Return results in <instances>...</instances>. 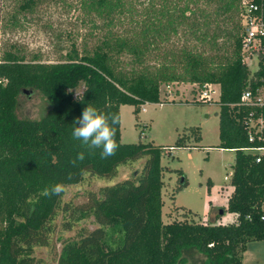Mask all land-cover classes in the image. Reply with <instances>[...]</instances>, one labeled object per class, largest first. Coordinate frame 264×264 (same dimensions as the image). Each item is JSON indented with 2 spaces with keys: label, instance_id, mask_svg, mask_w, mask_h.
Here are the masks:
<instances>
[{
  "label": "trees",
  "instance_id": "16d2710c",
  "mask_svg": "<svg viewBox=\"0 0 264 264\" xmlns=\"http://www.w3.org/2000/svg\"><path fill=\"white\" fill-rule=\"evenodd\" d=\"M44 1L0 0V22L19 26ZM77 2L102 31L92 46L73 41L45 60L15 42H0V264H39L34 248L49 244L60 208L75 219L91 215L97 226L66 240L58 264H184L192 252L205 257L196 264H242L247 242L264 240V155L247 152L264 148V100H258L264 69L249 77L242 60L237 0H148L140 8L136 0ZM179 32L181 44L169 42ZM219 39L228 44L224 50ZM80 82L83 91L74 96ZM172 82L219 86L217 146L235 150L227 197L234 218L225 224L183 214L164 223L162 147L121 142L120 122L119 147L106 159L73 139V123L89 104L119 116V106L130 104L137 115L141 104L161 102L160 86ZM22 92L46 101L39 118L17 116ZM245 92L249 98L242 99ZM189 131L199 138L198 128ZM189 135L171 147H189ZM79 152L85 157L74 167L70 161ZM142 157L137 177L100 186L85 204L62 205L64 192L41 194L56 183L76 184L86 173L113 176L120 164Z\"/></svg>",
  "mask_w": 264,
  "mask_h": 264
},
{
  "label": "rangeland",
  "instance_id": "374dc122",
  "mask_svg": "<svg viewBox=\"0 0 264 264\" xmlns=\"http://www.w3.org/2000/svg\"><path fill=\"white\" fill-rule=\"evenodd\" d=\"M77 1L45 0L33 14L25 19L21 17L22 24L16 27L5 24L6 20H3L0 22V42H15L45 60L56 59L73 41L79 47L92 46L102 31L90 22ZM136 1L138 8L148 2ZM94 22L97 25L101 20L94 18ZM181 33L171 35L169 42L181 44ZM219 43L223 50L228 46L223 39H219ZM148 59V64H153L152 56ZM212 87L215 91L211 101L199 100L200 88L196 84L176 82L168 89L164 84L161 85V102L141 104L137 115L133 112V105L119 106L121 142H151L162 147L161 218L164 223L182 218V214L194 221L221 224L230 222L233 218V213L227 210V197L233 188L230 177L235 150L217 146L219 86L213 83ZM80 90L81 87L78 91ZM259 97L264 100V87L260 88ZM46 106V101L37 92L31 95L22 92L18 98L16 113L19 117L39 118ZM193 127L198 128V139L189 135V130ZM186 135L190 136L186 140L189 147H171L176 144L178 137ZM247 152L264 155V148H252ZM145 160L142 157L120 164L116 173L110 177L86 173L80 182L65 186L61 204H85L89 192L96 191L100 186L137 177ZM213 213L216 219L210 220ZM79 214L75 215L79 219H75L70 209L67 212L61 208L58 210L52 221L53 232L50 234L49 244L36 245L34 248V256L39 264H58L62 244L66 240L75 238L83 228L93 229L97 226L93 216L80 217ZM68 220L71 221L70 224H67ZM246 245L241 259L249 263L241 260L242 264H264V240H251ZM187 258L184 264L200 263L205 257L192 252Z\"/></svg>",
  "mask_w": 264,
  "mask_h": 264
},
{
  "label": "clouds",
  "instance_id": "9594fccd",
  "mask_svg": "<svg viewBox=\"0 0 264 264\" xmlns=\"http://www.w3.org/2000/svg\"><path fill=\"white\" fill-rule=\"evenodd\" d=\"M119 122L120 116L117 113L104 114L89 104L82 110L81 116L75 119L72 136L80 141L81 147L89 151L100 149L101 158L106 159L115 155L119 147L115 139ZM84 157L85 153L79 152L70 163L75 167L77 161H83ZM64 191L65 185L56 183L43 189L41 194L46 197L60 196Z\"/></svg>",
  "mask_w": 264,
  "mask_h": 264
},
{
  "label": "built area",
  "instance_id": "2783aa9c",
  "mask_svg": "<svg viewBox=\"0 0 264 264\" xmlns=\"http://www.w3.org/2000/svg\"><path fill=\"white\" fill-rule=\"evenodd\" d=\"M237 18L240 27V53L242 60L256 55L259 69H264V0H237ZM176 83V82H172ZM172 83L164 84L168 89ZM213 83H206L200 88L198 98L200 101H211L214 93ZM242 99L249 98L245 92ZM261 99L258 96V100ZM251 139V136L249 137ZM260 220L264 221V202L260 207Z\"/></svg>",
  "mask_w": 264,
  "mask_h": 264
},
{
  "label": "water",
  "instance_id": "95a60500",
  "mask_svg": "<svg viewBox=\"0 0 264 264\" xmlns=\"http://www.w3.org/2000/svg\"><path fill=\"white\" fill-rule=\"evenodd\" d=\"M253 64V66H252ZM245 65L249 71V77H251L253 74H255L259 70L258 65V58L256 55H253L252 57L245 60ZM79 87H81V90H79ZM84 84L83 82H80L75 88H73L74 96H77L83 91Z\"/></svg>",
  "mask_w": 264,
  "mask_h": 264
},
{
  "label": "crops",
  "instance_id": "0c3cea01",
  "mask_svg": "<svg viewBox=\"0 0 264 264\" xmlns=\"http://www.w3.org/2000/svg\"><path fill=\"white\" fill-rule=\"evenodd\" d=\"M193 85H194V83H192ZM218 95H219V93H218ZM211 217H213L212 219H210V220H215L216 219V215L214 216V213L211 215ZM233 218H234V213H233ZM233 218H232V220H233ZM231 220V221H232ZM246 248H247V245H246ZM245 251V250H244ZM243 251V252H244ZM242 258H243V253H242ZM242 260V259H241ZM243 261V260H242ZM243 263H249V262H246V261H243Z\"/></svg>",
  "mask_w": 264,
  "mask_h": 264
}]
</instances>
